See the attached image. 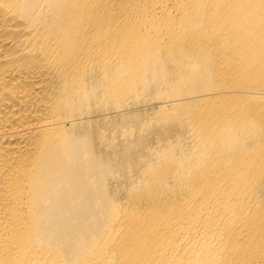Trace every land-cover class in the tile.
I'll list each match as a JSON object with an SVG mask.
<instances>
[{"label": "bare ground", "instance_id": "1", "mask_svg": "<svg viewBox=\"0 0 264 264\" xmlns=\"http://www.w3.org/2000/svg\"><path fill=\"white\" fill-rule=\"evenodd\" d=\"M0 264H264V0H0Z\"/></svg>", "mask_w": 264, "mask_h": 264}, {"label": "rangeland", "instance_id": "2", "mask_svg": "<svg viewBox=\"0 0 264 264\" xmlns=\"http://www.w3.org/2000/svg\"><path fill=\"white\" fill-rule=\"evenodd\" d=\"M157 98L156 96L148 95V96L142 97V99L137 102L130 101L129 102L130 104H128L126 108L122 110L123 112L120 113V111L111 110L108 112L107 116H109V118L111 119L115 118V119L120 120L121 115L123 113L126 119H125V123H122V125L123 127H127V128L135 127L141 124H150L156 120L158 116L157 113L164 101V99H160V98L157 99ZM168 103L169 102H166V104ZM113 132H114V129L112 128V131H110V133H113ZM114 135L117 137L116 139L119 138L118 140H120V137L121 139H123L121 130L115 133Z\"/></svg>", "mask_w": 264, "mask_h": 264}]
</instances>
